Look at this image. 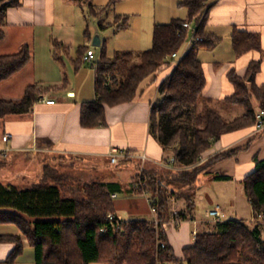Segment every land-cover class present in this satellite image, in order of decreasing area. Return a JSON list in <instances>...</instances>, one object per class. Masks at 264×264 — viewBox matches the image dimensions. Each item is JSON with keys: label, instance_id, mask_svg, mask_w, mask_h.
<instances>
[{"label": "trees", "instance_id": "obj_1", "mask_svg": "<svg viewBox=\"0 0 264 264\" xmlns=\"http://www.w3.org/2000/svg\"><path fill=\"white\" fill-rule=\"evenodd\" d=\"M207 2L183 0L179 3L188 9V19L174 18L169 23L156 24L152 47L139 54L116 51L108 56L103 50L96 66L91 65L96 69L97 101L83 102L81 107L82 126H106L104 106L134 101L145 81H155L159 73L171 67L175 61L172 54L178 53L189 39L182 23L194 20L197 34L204 40L193 43L175 61L171 75L159 87L150 117V133L163 148L164 162L175 157L174 166L179 169L157 170L148 166L142 176L138 172L131 187L138 194H149L158 211V224L144 219L109 220L110 213L118 216L112 195L123 192L120 183L92 180L81 185L82 198L69 197L61 188L65 180L58 172L60 165L47 164L38 180L28 186L0 182V224H13L20 230L18 234L0 233V243L15 244L0 264H19L18 259L24 252L23 237L34 248L35 264H264V247L260 243L264 229V159H255V171L243 180L245 194L253 206L252 227L236 219L217 222L213 232L196 236L195 243L184 249L181 259L175 256L164 227L171 220L169 199L185 198L187 212H177L173 219L187 220L194 209L192 192L198 188L199 176L216 160L231 154H221L208 162L201 161L202 155L227 133L256 129L257 114L264 111V84L257 83L262 58L249 63L244 77L235 69L228 73L235 88L232 95L221 101L205 95L209 79L199 52L213 50L221 40L206 31ZM22 4V0H0V42L6 37L8 9ZM88 6L89 14L100 19L103 9L96 8L90 0ZM128 26L129 17L122 15L114 22L99 23L100 29ZM85 37L91 40L89 26ZM232 43L238 56L251 50L262 51L259 34L237 27L233 29ZM53 46L56 60H61V51L69 53L62 41L54 39ZM89 49L93 48L80 46L75 67L84 62ZM33 58L29 43L17 52L0 54V84L24 69ZM49 89L35 83L26 87L19 100L0 97V118L30 113L39 97ZM221 103L240 107L243 112L227 119ZM127 160L133 159L121 161ZM214 178L231 179L222 175ZM162 242L166 244L163 248Z\"/></svg>", "mask_w": 264, "mask_h": 264}, {"label": "crops", "instance_id": "obj_2", "mask_svg": "<svg viewBox=\"0 0 264 264\" xmlns=\"http://www.w3.org/2000/svg\"><path fill=\"white\" fill-rule=\"evenodd\" d=\"M68 1L65 0L63 3L60 0H22V6L8 9L6 37L0 42V54L17 52L23 44L29 43L33 47L34 58L24 69L0 84V97L19 100L28 85L38 83L43 87H50L45 94L48 98L54 99L55 103L38 101L30 113L0 118V147L7 149L6 153H0V182L28 186L38 180L47 164L58 166L66 159L86 162L95 180L117 182L122 185V190L126 194L125 206L119 209L118 200L123 192H117L114 198L117 203L116 213L119 216L125 220L120 213L121 210H125L130 215L127 221L142 220L139 215L142 212L140 198L143 197L152 216L144 220L153 222L157 215L153 212L146 194L131 191L138 173L131 176L130 180L124 181L121 178V170L109 172L107 163L117 165L133 162L139 169L141 163L138 160L113 163L109 152L112 147H117L146 153L150 157L146 167H154L157 170L166 168L163 148L150 133V117L152 103L159 96V87L171 75L176 62L159 73L155 81H145L142 92L134 101L114 106L105 105L106 126L95 128L82 126V103L97 101L96 69L88 62L75 67L77 52L72 56L63 50L59 53L61 60H56L53 53V40H64L60 31L65 24L73 25L76 19L74 17L71 23L65 21L69 18L65 19L64 9L75 6H71ZM90 1L93 5L99 6L97 0ZM110 1L113 2L108 0V3ZM117 1L125 3L126 14H136L135 9H144L150 3V0ZM154 1H156L154 4L158 3V0ZM160 1L165 4L167 10L155 14L156 20L165 19L162 21L171 22L174 18L188 19V9L179 6L183 0ZM206 8L209 9L206 31L221 40L213 50L201 49L199 52V58L209 79L205 95L217 101L232 95L235 88L228 78V73L235 69L239 76L244 77L249 63L261 58L263 61L261 71L257 75V83L264 84V0H208ZM183 9L186 17H180L179 12ZM235 27L259 34L262 51L251 50L238 56L232 43ZM203 51L211 54L209 55L211 60H204ZM66 55L69 58L65 59ZM7 133H11L12 138L8 143H4L1 139ZM224 153L231 155L216 160L206 173L199 176L198 188L192 192L194 209L187 220H182L179 224L173 220L175 212H187L185 198L173 196L169 199L171 220L165 223L164 227L173 252L179 259L184 258V249L195 243L199 233L215 230L217 222L208 216V211L215 205L223 208L227 215L226 220L245 221L249 213L250 219L253 220V206L245 194L243 180L255 171V159H264V132L259 133L253 127L227 133L202 155L201 161L208 162ZM29 154L37 160L34 164L38 174L36 180H32V173L25 162ZM89 161L93 163L88 165ZM128 170L130 168L126 169ZM215 175L228 176L231 179L216 180ZM0 233L18 234L20 230L13 224H0ZM23 243L25 251L30 244L25 237ZM14 248L13 243H0V262H4ZM22 256L23 254L18 259L19 264Z\"/></svg>", "mask_w": 264, "mask_h": 264}, {"label": "rangeland", "instance_id": "obj_3", "mask_svg": "<svg viewBox=\"0 0 264 264\" xmlns=\"http://www.w3.org/2000/svg\"><path fill=\"white\" fill-rule=\"evenodd\" d=\"M65 0H60V2L64 3ZM99 6H95L96 8L103 9L102 15L100 19H97L89 14V6L88 0H69L68 2L71 6H74L71 9H64L63 14L66 16L65 20L68 23L73 22V25H64V28L60 31L61 36L65 38L64 40L61 39L63 43L68 47L69 53L74 56L75 53L79 50L80 46L82 45H90L96 52V57L99 59L103 50L106 51L108 56H113L116 51H133L135 54H139L144 50H147L152 47L153 45V32L154 27L158 23H163L165 19H157L156 16L159 12L163 10L166 11L167 7L163 4L160 0H158L157 4H154V0H150L148 6L144 9H135L133 14H126L124 7L125 3L117 0L110 1L108 0H97ZM103 2V3H101ZM101 4V5H100ZM63 8L64 6L61 5ZM184 9L179 12L181 14L180 17H186L184 14ZM135 14V15H134ZM122 15L129 17V26L127 28L122 29H115V28H108V29H100L99 23H110L114 22L117 16ZM161 20V21H159ZM169 20V19H167ZM169 21H165L167 23ZM89 26V31L91 33V40H87L85 37L86 27ZM99 35L102 40V45L95 46L93 45V39ZM189 39L193 36V31H188ZM187 43L182 47V49L178 52L179 57L175 58V61H179L180 57L183 56L187 50ZM203 58L204 60H211L209 52L203 51ZM69 58L67 55L65 59ZM138 60V58H136ZM172 60V59H170ZM174 61V62H175ZM143 87V86H142ZM148 89V88H147ZM155 91V87L152 88ZM152 90V91H153ZM148 91H151L148 89ZM149 94V93H148ZM221 109L224 112V116L227 119H232L238 115H240L243 110L240 107H229L223 103L220 104ZM230 110L229 112L225 110ZM258 132V131H257ZM260 133V132H259ZM30 156L26 158L25 162L28 164L29 171L32 173V180H36L37 177V169L34 167L36 157ZM91 162V163H90ZM92 161L88 162V165L92 164ZM107 168L109 172H113L116 170H121V178L122 180H130L131 176L135 173L140 172L137 168L135 163L128 162V163H121V164H109L107 163ZM126 171V169H129ZM12 171V168H11ZM58 172L64 176V183H62V191L63 194L69 197H78L82 198L83 193L80 190V187L85 182H90L95 180V176L92 174L89 166H87L86 162H79L75 160L74 162L71 159H66L64 162L61 163L59 166ZM31 178V177H29ZM125 192L121 193L119 196L120 200L119 209L125 206ZM142 203V212L139 216L141 219H150L152 218L151 214L148 212L147 203L145 198H140ZM117 203H115L116 206ZM123 206V207H122ZM117 210V206L115 207ZM120 213L125 217V220L130 218V215L125 210H121ZM251 213L245 217V223L252 227V219ZM124 219V218H123ZM137 219V218H136ZM20 264H35V251L34 248L30 245H27L26 250L23 252V256L21 257Z\"/></svg>", "mask_w": 264, "mask_h": 264}, {"label": "built area", "instance_id": "obj_4", "mask_svg": "<svg viewBox=\"0 0 264 264\" xmlns=\"http://www.w3.org/2000/svg\"><path fill=\"white\" fill-rule=\"evenodd\" d=\"M182 27L184 29H187L188 31H193V36L190 37V39H188L187 48L189 46H191L193 43H196L198 41H203L204 40L203 37H201L200 35L197 34V27H196L195 22H193V21H185V22L182 23ZM177 57H179L178 53H173L172 54V58L175 59ZM83 59H84V62H88L91 65L96 66L95 50L94 49H89L87 51V53L85 54ZM39 101L40 102H46L48 104H54L55 103V100L48 98L46 94L41 95L39 97ZM257 119L258 120H257V125H256V131L261 132V131L264 130V111L263 110L258 112ZM11 138H12V134L11 133H7V134L3 135L1 140L4 143H8ZM6 152H7V149H4V148L0 147V153H6ZM109 155H110L111 161L113 163H119L123 159L138 160L141 163L140 172H139L141 174V176L143 174V169L146 168V163L148 161H150V157L146 153H137V152L129 151V150H126V149H119L117 147H112V149L109 152ZM174 163H175V157H171V159L167 163H164V167L170 168V169H179V168H176L174 166ZM112 196H113V198H115L117 196V194L114 193ZM146 196L148 197V201H149V203L151 205V208H152L153 212L157 215L156 220L153 221V222H155V225H157L158 222H159L158 221L157 208L154 206L149 194L146 193ZM174 214H177V212H175ZM208 216L210 218H212L216 222L225 221L227 219V215H226L225 211L223 210V208L220 205H215L213 208H211L208 211ZM116 218L118 219V221L123 220V218L121 216H119V215L116 216L113 213L109 214V220H115ZM262 218H263V216L260 215L259 219H262ZM173 220L177 224H179L181 222V220H179L177 218H174ZM102 230L104 231L105 229L103 228ZM260 241H261L260 242L261 245L264 247V229L262 230V235H261ZM165 245H166L165 242L161 243V247L162 248L165 247ZM167 264H172V263H167Z\"/></svg>", "mask_w": 264, "mask_h": 264}, {"label": "water", "instance_id": "obj_5", "mask_svg": "<svg viewBox=\"0 0 264 264\" xmlns=\"http://www.w3.org/2000/svg\"><path fill=\"white\" fill-rule=\"evenodd\" d=\"M102 44L101 37L99 35H96V37L93 39V45L100 46Z\"/></svg>", "mask_w": 264, "mask_h": 264}]
</instances>
